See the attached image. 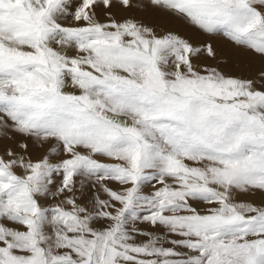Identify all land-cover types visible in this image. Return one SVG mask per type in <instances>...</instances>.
Listing matches in <instances>:
<instances>
[{
    "label": "rangeland",
    "instance_id": "1",
    "mask_svg": "<svg viewBox=\"0 0 264 264\" xmlns=\"http://www.w3.org/2000/svg\"><path fill=\"white\" fill-rule=\"evenodd\" d=\"M68 2L0 0V25H4L0 36L17 44L15 48L0 44V52L7 54L0 53V67L15 70L12 78L22 68L32 69L23 72L31 83L24 89L7 92L5 86L0 87V264H216L221 249L229 258L234 250L242 254L240 246L264 258V252L262 256L258 252L264 241V208L246 211L247 198L231 201L226 191L215 195L209 184L212 178L202 168L206 162L221 166L237 159L243 163L246 156L264 151V144L260 149L248 148L256 139L245 133L233 145L218 133L217 126L227 129L231 121L220 118L222 110L217 114L206 108L200 118L180 111L190 106L189 100L207 99L211 106L222 103L227 111L233 109L230 113L245 112L250 126L264 130V102H258L264 96V0L204 3V13L215 6L228 19L242 12L237 21L248 36L243 40L248 46L246 56L234 51L231 62L216 42L205 50L207 57L201 62V53L194 57L199 49L193 45L182 56L184 61H179H186L190 72L183 84L168 74L171 70L162 72L163 56L156 51L168 40L167 32L159 35L158 25L139 17L133 3H125L123 10L128 8L122 15H104L103 9L93 6L87 12L75 8V17L64 23ZM195 26L191 29L197 30ZM14 27L25 31L19 33ZM140 52L151 56L158 70L155 96H174L178 100L174 110L159 112L152 105L155 99L145 96L142 100L133 94L147 92L143 84L135 82L136 87L123 81L129 72L125 68L144 66L135 56ZM208 79L213 85L205 84ZM175 85L183 86L179 91ZM188 87L198 91H188ZM122 99L133 110L120 106ZM58 113L61 119L70 118L64 125L67 128L57 126ZM255 117L262 123L255 125ZM162 149L169 161L173 156L172 164L154 161L153 151L160 156L166 153ZM231 170L233 177L224 184L236 172L239 176L238 170ZM247 173L244 179L264 185V178L255 179L264 172L249 168ZM251 258L249 254L246 261ZM263 258L253 261L264 264L259 262ZM235 263L241 264L239 260L229 264Z\"/></svg>",
    "mask_w": 264,
    "mask_h": 264
},
{
    "label": "bare ground",
    "instance_id": "2",
    "mask_svg": "<svg viewBox=\"0 0 264 264\" xmlns=\"http://www.w3.org/2000/svg\"><path fill=\"white\" fill-rule=\"evenodd\" d=\"M3 1V0H1ZM8 0H6L7 2ZM14 2H16L17 0H13ZM33 1V0H32ZM88 0H69V7L72 8H66L65 10V14H66V18H68L67 20H65L64 23H66L67 21H69L71 18L75 17L74 14L75 12L78 10H83L85 9V11L87 12V8L89 6H93V7H97L99 8L100 10H102L103 14H109V16L111 15V12L112 13H117V14H120V13H123L124 10L127 8H124V5L126 2H131L135 5V8L136 10L135 11H138L139 13V17H144V18H147L149 19L153 24H157L158 25V29H159V35H162V33H165L166 36L165 38L168 39V40H163L164 41V46L162 48H159V51L157 50L156 52L158 53V55H161L163 56V59L160 61V65H161V68H162V72L163 70L164 71H170L171 70V73L168 72V74L171 76V75H176V77H179L178 80L182 81V84L184 82V79L185 77H188L190 72L188 70V66L185 65V62L184 63H180L179 61H184V53L186 52V49H192V46H196L198 50L197 53L194 54V57L195 55L198 56L197 54L198 53H201V62L204 61L203 58H206L207 57V54H206V51L205 50H208L209 48H212L214 46V44L217 42L220 49L223 51L224 55L227 57V59L229 61H231V58L235 59V52L237 51H240L241 54L244 56L245 53H246V49L248 46H246L244 43H243V40L244 38H247L248 39V36L245 35V30L243 29V24L239 21H237V19L239 18V16L237 15L238 13H242V12H236L234 13V17L232 19H228L222 15H220L219 12H221L217 7L214 6V9L212 12H205L203 11V5L204 3L207 1V0H92V3H88V4H85L84 2H86ZM5 2V1H3ZM212 2V1H211ZM9 3V2H8ZM7 3V4H8ZM33 3V2H32ZM6 4V3H5ZM6 4V5H7ZM31 4V3H30ZM132 4V5H133ZM207 4H210L207 3ZM205 6V5H204ZM209 6V5H208ZM126 7V6H125ZM34 8V7H33ZM64 8V7H63ZM77 8V10H73ZM238 11V10H237ZM62 12V11H61ZM97 12H98V9H97ZM245 12V11H244ZM136 13V12H135ZM232 13V12H231ZM3 13H1L2 15ZM126 13H124L123 15H125ZM137 14V13H136ZM216 16L217 20H215L213 18L212 20V15ZM222 14V13H221ZM57 15V14H56ZM122 15V14H120ZM233 15V14H232ZM53 16V15H52ZM61 16V14H60ZM211 16V17H210ZM3 17V16H2ZM55 17V16H54ZM64 17V16H63ZM138 17V18H139ZM5 18V17H4ZM3 19V18H2ZM64 19V18H63ZM53 20V19H52ZM2 21H5L4 19ZM54 22L56 20H53ZM62 21V20H61ZM107 21V20H106ZM235 22L234 25H232L231 23L232 22ZM63 22V21H62ZM182 22V23H180ZM4 23V22H3ZM180 23V24H179ZM2 24V23H1ZM188 26L189 28H186V26ZM193 25L195 26V28L197 30H193L194 27ZM242 25V26H241ZM4 25H0V35H1V32L3 31L2 30V27ZM24 28V26H21ZM16 29L17 32L19 33H22V31H25V30H22L20 27H18V29L16 27H14ZM182 28V29H181ZM186 28V29H185ZM193 28V29H191ZM189 30H193V31H188ZM22 30V31H21ZM226 30L229 32L227 33ZM140 31V30H139ZM65 33V32H64ZM68 33V32H67ZM202 33V35L200 34ZM208 33V37L207 36H204V34ZM233 35H236V38L233 36ZM197 36H201V37H197ZM215 36H219V38H216ZM129 37V36H128ZM132 37V36H131ZM208 38V39H207ZM250 38V36H249ZM11 39V38H9ZM7 39V37H1L0 36V44H2V46H14V43H11V41ZM8 42V44H7ZM10 42V44H9ZM65 43V41H63ZM22 46H24L25 44L21 43ZM162 44V45H163ZM236 45V49H233V45ZM247 44V43H246ZM17 44H15L16 46ZM69 45V44H68ZM248 45V44H247ZM12 46V47H13ZM15 46L13 48H15ZM2 48V47H1ZM0 48V49H1ZM25 48V47H24ZM71 48V46L69 45V49ZM140 48V47H138ZM255 48L257 50L260 49V47L258 45H255ZM262 49V48H261ZM3 50V49H2ZM1 50V51H2ZM15 50V49H14ZM103 50V49H102ZM141 50V48H140ZM143 51V50H141ZM235 51V52H234ZM105 52V51H104ZM0 53H3L4 55H7L4 50L3 52H0ZM99 53V52H98ZM75 54V53H74ZM117 54V53H116ZM115 54V55H116ZM18 56V55H17ZM75 56V55H73ZM78 56V55H77ZM93 56V55H92ZM114 56V54H113ZM137 58H140L142 60V65H144L143 67L139 66V67H132L130 66L129 68H125L127 69L129 72L125 73V75L127 76V79L126 80H122L126 82H129V83H132L134 86H136L137 83L135 82H139L143 85L141 86H144L148 89L147 92H142L141 91H136L135 93L133 94H139V98L140 99H144L145 96L147 99L149 98H153L154 101H157L155 104H152L156 110L159 109V112L161 113H164L162 111H171V110H174V106L176 103H178V100H175V97L174 96H165L162 97V98H159V96H155V87H156V82H157V78H156V75H155V65H153L152 63V60L150 59L151 56H148V55H144L142 52L138 53V55H135ZM193 56V55H192ZM256 56V55H254ZM253 56V57H254ZM6 57V56H5ZM80 57V56H79ZM95 57V56H94ZM169 57L172 59V61L169 59ZM257 57V56H256ZM8 58V57H7ZM78 58V57H77ZM128 58V57H127ZM80 59V58H79ZM118 59V58H117ZM249 59V58H248ZM251 59V58H250ZM256 59V58H255ZM78 60V59H77ZM88 60H91V57L89 56V59ZM198 60L199 57H198ZM73 63H74V60H72ZM71 61V62H72ZM119 61V60H118ZM2 62V61H1ZM0 62V63H1ZM70 62V64H72ZM107 62V61H106ZM117 62V61H115ZM171 62H174L173 64ZM176 62V63H175ZM208 62V61H207ZM232 62V61H231ZM68 63V62H67ZM76 63V62H75ZM81 63V62H80ZM83 63V62H82ZM246 63V62H245ZM125 64V63H124ZM151 64L154 66H151ZM247 64V63H246ZM73 65V64H72ZM78 65V64H76ZM123 65V64H122ZM206 65V64H205ZM210 65V64H209ZM222 65H224L225 67H228L229 66V63L227 62H224L222 63ZM67 66V65H66ZM75 66V64L73 65ZM94 66V65H93ZM100 66V65H99ZM208 66V65H207ZM253 66V65H252ZM254 67V66H253ZM256 67V66H255ZM4 68V67H3ZM72 67H68V69H70ZM77 68V67H76ZM80 68V67H79ZM77 68V69H79ZM99 68V67H98ZM97 68V69H98ZM101 68V67H100ZM99 68V69H100ZM105 68V67H104ZM65 68V70H68ZM124 69V70H125ZM19 71V69H17ZM64 70V71H65ZM105 70V69H104ZM103 70V71H104ZM107 70V69H106ZM122 69V71H124ZM26 71V72H31L32 69H24L22 68V70L19 72L18 77H15V78H12L10 76L16 74L15 73V70H8V71H5L4 69H2L0 67V87L2 86H5V88L8 90L7 92L9 91H13L15 92L18 91L17 89L20 87V88H25L27 85H31V83L28 81V80H25L27 78H29V75H25L23 72ZM34 71V70H33ZM73 71V70H71ZM95 71V70H94ZM93 71V72H94ZM102 71V70H101ZM158 71V70H157ZM213 73L214 71L211 70ZM178 72H180L178 74ZM182 72V73H181ZM35 73V72H34ZM124 73V72H123ZM97 74V73H96ZM95 74V75H96ZM107 74V73H106ZM122 74V73H121ZM178 74V75H177ZM245 74V73H244ZM87 75V74H86ZM109 75V74H108ZM214 75V74H212ZM218 75V74H217ZM16 76V75H15ZM193 76V75H192ZM216 76V75H215ZM84 77V76H83ZM98 77V76H97ZM96 77V79H97ZM105 77V76H103ZM109 78V77H107ZM209 78V77H208ZM215 78V79H214ZM213 78V81L216 80L217 76ZM30 79V78H29ZM33 79V77H32ZM112 79V78H111ZM187 79V78H186ZM210 79V78H209ZM208 79V81H209ZM212 79V78H211ZM210 79V80H211ZM15 80V81H14ZM158 80H160L158 78ZM189 80V79H188ZM219 80V79H218ZM74 81V80H73ZM220 81V80H219ZM15 82H18V83H15ZM103 82V81H102ZM105 82V81H104ZM108 82V81H107ZM110 82V81H109ZM112 82V81H111ZM68 83V82H67ZM106 83V82H105ZM138 83V84H139ZM202 83V82H201ZM205 84L207 86H210V85H213V83L211 81L209 82H205ZM115 85V84H114ZM132 85V86H133ZM174 85V84H173ZM191 85V84H190ZM68 86V85H67ZM183 85L181 86H178L175 85L173 86L174 89H180L179 87H182ZM188 86V84H187ZM207 86H204V87H207ZM1 87V88H2ZM111 87V86H110ZM137 87V86H136ZM135 87V88H136ZM0 88V91H3L1 90ZM143 88V87H141ZM145 88V89H146ZM197 88V87H196ZM208 88H211V87H207ZM21 89V90H23ZM184 89V88H183ZM203 89V88H202ZM205 89V88H204ZM192 90L194 92V88H189L188 87V91ZM6 91V90H5ZM183 91V90H181ZM198 91L195 90V92ZM210 91V89L208 90ZM21 92V91H20ZM23 92V91H22ZM126 92H131L130 89H127ZM114 93V92H113ZM122 93V92H121ZM149 95H148V94ZM190 93V92H189ZM201 93V92H200ZM206 93V92H205ZM215 93V92H214ZM217 93V92H216ZM215 93V94H216ZM19 94V93H18ZM17 94V95H18ZM23 94V93H22ZM129 94V93H128ZM188 94V93H187ZM219 94V93H218ZM111 95V94H110ZM172 95V94H170ZM195 95V94H194ZM209 95V92L207 94V97ZM217 95V94H216ZM7 96V94H6ZM22 96V95H21ZM87 96L90 98L91 97V94H87ZM129 96V95H128ZM134 96V95H133ZM185 96V95H184ZM187 96V95H186ZM196 96V95H195ZM202 96V95H201ZM211 96V95H210ZM221 96V94H220ZM19 97V96H18ZM24 97V96H23ZM26 97V96H25ZM116 97V96H115ZM122 97V96H121ZM127 97V96H126ZM130 97V96H129ZM134 100H138V97L137 96H134ZM200 97V96H199ZM9 98V97H8ZM86 98V97H85ZM120 98V97H119ZM202 98V97H201ZM209 98V97H208ZM212 98V96H211ZM26 99V98H25ZM186 99V98H185ZM217 99V97H216ZM9 100V99H8ZM23 100V99H22ZM94 100V99H93ZM120 100V99H119ZM197 100V99H196ZM192 101L189 100L188 101V105H190L189 107L187 106L186 109H180V111H183V113H185L184 115L185 116H195V118H198L200 115H201V111L205 110L206 108H209V112L211 111H219V113L217 114H220V110L221 111V117L220 118H231L230 120V123L228 125V128L227 129H224L226 131H224L222 129L221 126H217V128H219V131L218 133H220L221 135H225L229 141H231V143L234 145V143L238 142L240 140V135H243L245 133H249V135H251V140L252 139H256V141L254 142H246L248 143L247 147L248 148H254V146H256V148L260 149V146H261V143L264 144V130H260V127L259 129L258 128H255L254 126H250V122H247L249 116L244 112V114H233L234 113V110L233 109H230V110H233V113H230L231 111H227V107H224L222 105V103H220L219 105H216V106H211V102L209 103L207 99H203L204 101ZM202 100V99H201ZM11 101V100H10ZM13 101V100H12ZM99 101V100H98ZM123 99L120 101V106H122L124 109H129V110H133V108H131L129 106L130 102L126 101V102H122ZM177 101V102H175ZM180 101V100H179ZM213 101V100H212ZM231 101V100H230ZM16 102V101H15ZM182 104L183 101H180ZM258 102H264V96L262 95V97L260 98V100ZM17 103V102H16ZM111 103V102H110ZM132 103V102H131ZM256 103V102H254ZM173 104V105H172ZM71 105V104H70ZM133 105V104H132ZM184 105V104H183ZM254 104L252 103V106ZM74 106V105H73ZM83 106V105H82ZM114 106V105H113ZM178 107V105H176ZM181 106V105H180ZM185 106V105H184ZM183 106V107H184ZM227 106V105H226ZM244 106V105H243ZM95 107V106H94ZM122 107H119V110H123ZM127 107V108H125ZM229 107V106H228ZM103 108V107H102ZM101 108V109H102ZM121 108V109H120ZM180 108V107H179ZM190 108V110H189ZM230 108V107H229ZM63 109V108H62ZM69 109V107H68ZM95 109V108H94ZM127 109V110H128ZM178 109V108H177ZM81 110V109H79ZM97 110V109H96ZM100 110V109H98ZM112 110V109H111ZM155 110V111H156ZM207 110V109H206ZM71 111V110H70ZM87 111V110H86ZM154 111V110H152ZM154 111V112H155ZM190 111V112H189ZM85 112V111H84ZM83 112V113H84ZM102 112V111H101ZM104 113V112H103ZM102 113V114H103ZM241 113V112H240ZM59 114V113H58ZM61 114V113H60ZM56 115L58 117V121L61 119V115ZM86 114V112H85ZM95 114V113H94ZM203 114V113H202ZM211 114V113H210ZM249 114V113H248ZM55 115V114H54ZM98 115V114H97ZM104 115V114H103ZM205 115V114H204ZM201 116L202 117H204ZM181 116H182V113H181ZM78 117V115H77ZM76 118V117H75ZM108 118V117H107ZM200 118V117H199ZM211 119V118H210ZM221 119V120H222ZM251 119V118H250ZM249 119V121H250ZM64 120V121H63ZM69 120L70 118L68 119H61L60 122L57 123V126H61V127H64V128H67L65 127L64 125L65 124H68L69 123ZM200 121V120H198ZM206 121V120H205ZM259 118H254V123L255 125L257 123H259ZM196 122V120H195ZM211 122L213 123V119L211 120ZM211 122H209L211 124ZM262 123V121H260ZM198 123V122H197ZM200 123V122H199ZM206 123V122H205ZM219 123V122H218ZM260 123V124H261ZM8 124V123H7ZM203 124V123H202ZM223 124V123H222ZM259 124V125H260ZM127 125H129L127 123ZM252 125V124H251ZM254 125V124H253ZM262 125H264L262 123ZM56 126V128H58ZM100 127V126H98ZM203 127V126H202ZM264 127V126H262ZM136 128V127H135ZM212 128V126H211ZM210 128V130H211ZM225 128V127H224ZM93 129V128H92ZM208 129V128H207ZM216 129V128H215ZM222 129V130H221ZM257 129V130H256ZM57 130V129H56ZM69 130V129H68ZM101 131L102 130V127H101ZM215 131V130H214ZM207 132V131H206ZM205 132V133H206ZM213 132V131H212ZM199 133V132H198ZM260 136V137H258ZM208 138V137H207ZM169 141V140H168ZM259 141V142H258ZM173 142V140H172ZM177 142V141H176ZM193 142V141H192ZM215 142V141H214ZM170 143V142H168ZM179 143V142H178ZM191 143V142H190ZM245 143V144H246ZM191 145V144H190ZM170 146V145H169ZM176 146V145H174ZM177 147V146H176ZM175 147V148H176ZM191 147V146H190ZM182 148V147H181ZM185 148V147H184ZM170 149V148H169ZM173 149V148H172ZM186 149V148H185ZM184 149V150H185ZM163 150V149H162ZM161 150V151H162ZM171 150V149H170ZM174 150V149H173ZM180 150V149H179ZM163 151L166 152V150L164 149ZM189 151V150H188ZM195 150H193L194 152ZM197 152V151H196ZM145 153V152H143ZM149 153V152H148ZM151 153V152H150ZM170 153V152H169ZM168 153V154H169ZM192 153V152H191ZM161 154V153H160ZM164 154V155H163ZM185 154H187V152H185ZM145 155V154H144ZM143 155V156H144ZM155 155V156H154ZM163 155V158H161L160 156ZM167 155V152L166 153H162L160 156H159V153H156L153 151V154L152 156H154V161L159 164L160 163V160H163L165 162H168V163H171L172 164V161H174L173 159V156H172V159L171 161H169L166 157ZM171 155V153H170ZM174 155V154H173ZM177 155V153H176ZM180 155V154H178ZM191 155V154H189ZM247 155V154H246ZM251 157H247L246 156V160L243 162V163H237V159H236V162H226V163H222L221 166L223 164H226L224 167H221L219 165V163H208L206 162V165L203 168V172L206 173L208 176H210L212 179L211 181L209 182V184H211V189L214 190V193L215 195H218V194H221L222 191H226L224 193H227V198L228 200H231V201H236V199L238 198H247L248 201L245 203L246 205V211H251L252 209L253 210H259L261 209L262 207L264 208V185L263 183H252L251 180L249 179H244V174L247 173V170L249 168L251 169H255V170H261L262 172H264V151H260L256 154H250ZM149 156H151V154H149ZM193 156V155H192ZM176 157V156H175ZM149 158V157H148ZM161 158V159H160ZM178 158V157H177ZM147 159V158H145ZM151 161L153 160V158H149ZM148 159V160H149ZM245 159V157H244ZM260 162V164H257L255 166H251L252 164H255V163H258ZM175 164V163H174ZM182 164V163H180ZM175 165H178V164H175ZM175 165H174V168H175ZM1 166V165H0ZM180 168H183L185 170V167H183L184 165H179ZM173 167V166H172ZM229 169H233L235 171L238 170V173H239V176L237 174V172L234 174V179L227 183V184H224L223 181H226L227 179H230V177H233L232 175H230L228 172ZM200 170V169H199ZM231 170V171H233ZM209 172V174H208ZM253 172V171H252ZM248 174V173H247ZM189 175V173L187 174ZM255 175V174H254ZM184 176V175H183ZM257 177V178H256ZM184 178V177H183ZM185 178H188L187 176ZM260 178H264V175L262 173H259V174H256L255 176V179H260ZM192 179H195V176L192 177ZM246 180V181H245ZM196 181V180H194ZM199 182L197 183H201L200 180H198ZM264 181V179H263ZM190 182V181H188ZM192 183V182H191ZM194 184V183H193ZM189 186V185H188ZM208 186V185H207ZM192 187V186H191ZM194 187V186H193ZM223 193V192H222ZM216 198V197H215ZM239 202V201H238ZM234 203V202H233ZM242 204V203H241ZM225 205L227 206V204L225 203ZM206 206V205H205ZM210 206V205H209ZM221 207V206H220ZM239 207H243V206H239ZM239 211V210H238ZM245 213V212H244ZM247 213V212H246ZM261 240V239H260ZM262 241V240H261ZM233 242V241H232ZM231 242V243H232ZM264 242V241H263ZM261 242V244L263 243ZM233 244V243H232ZM257 245V244H256ZM261 246V245H260ZM260 246H259V255H263L262 253L264 251H261L260 250ZM247 246H245L244 248H246ZM113 248V247H111ZM235 248V247H234ZM241 249V253L242 254H239V251L237 250H234V251H231L230 256L229 258H232L229 259L228 256L226 255L225 253V249H221V248H217V249H221L220 251L223 253L222 254V257H219V262L218 260L216 261V264L220 263V262H223L225 264H229L231 261H235L236 260H239L241 262V264H248L249 262L252 264L255 263V261H253V259L255 260H260L258 258H263V257H259L256 255V251L254 253V255L252 256V253H251V250H249L248 248L247 249H244V248H241V246L239 247ZM238 248V249H239ZM236 249V248H235ZM228 250V249H227ZM216 252V251H215ZM216 254V253H215ZM215 254H214V258H215ZM250 256L251 257H254V258H251L249 259V262H247V256ZM217 255V254H216ZM219 256V255H217ZM213 258V259H214ZM206 259V258H205ZM264 259V258H263ZM207 260V259H206ZM216 260V259H215ZM214 261V260H213ZM110 261H108L107 264H109ZM218 262V263H217ZM247 262V263H246ZM260 263H263V261H259ZM208 263V262H206ZM110 264H114V263H110ZM124 264H127V261L124 262ZM136 264H140V263H136ZM210 264V262L208 263ZM237 264V263H235ZM256 264V263H255Z\"/></svg>",
    "mask_w": 264,
    "mask_h": 264
},
{
    "label": "water",
    "instance_id": "3",
    "mask_svg": "<svg viewBox=\"0 0 264 264\" xmlns=\"http://www.w3.org/2000/svg\"><path fill=\"white\" fill-rule=\"evenodd\" d=\"M3 1L6 2V0H3ZM260 250H261V251H264V242L261 244V246H260Z\"/></svg>",
    "mask_w": 264,
    "mask_h": 264
}]
</instances>
